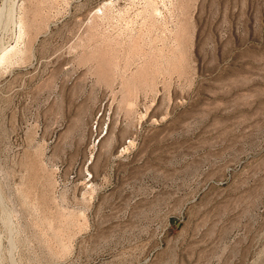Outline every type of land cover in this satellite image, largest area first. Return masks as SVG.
Instances as JSON below:
<instances>
[{
    "label": "rangeland",
    "instance_id": "1",
    "mask_svg": "<svg viewBox=\"0 0 264 264\" xmlns=\"http://www.w3.org/2000/svg\"><path fill=\"white\" fill-rule=\"evenodd\" d=\"M0 264H264V0H0Z\"/></svg>",
    "mask_w": 264,
    "mask_h": 264
}]
</instances>
